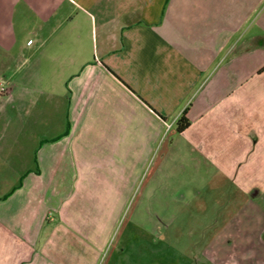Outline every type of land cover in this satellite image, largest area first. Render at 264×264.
Returning <instances> with one entry per match:
<instances>
[{
    "label": "crops",
    "instance_id": "obj_1",
    "mask_svg": "<svg viewBox=\"0 0 264 264\" xmlns=\"http://www.w3.org/2000/svg\"><path fill=\"white\" fill-rule=\"evenodd\" d=\"M0 87V264H264V0H0ZM211 161L220 228L168 245L165 163Z\"/></svg>",
    "mask_w": 264,
    "mask_h": 264
},
{
    "label": "rangeland",
    "instance_id": "obj_2",
    "mask_svg": "<svg viewBox=\"0 0 264 264\" xmlns=\"http://www.w3.org/2000/svg\"><path fill=\"white\" fill-rule=\"evenodd\" d=\"M8 91L7 87H0V95H6L4 91ZM261 111L264 113V105H261ZM218 142V141H217ZM248 146L249 143L248 142ZM243 142L242 148H251L248 147ZM241 147V146H240ZM232 149V147H231ZM213 150H215V145L213 147ZM174 158V156H171ZM188 159L187 155H183L182 160L186 161ZM218 163V162H217ZM217 163H214V161H211L210 165L206 164V167H196L195 171L193 169H190L189 167H181L178 165H174L173 162L165 163L164 170L162 173V177L160 178L163 185L167 187L168 189H164L163 197L166 198L168 190H176L179 185L187 183V185L194 184L196 193L201 194L203 196L201 199L198 200L197 203L191 204L189 208L186 209L184 203L178 204V205H172V203H169L165 205V209H160L159 206L155 205V211L158 213L159 216L167 217L168 214L180 211L181 214L180 218L181 220L177 221V226L172 228V233L170 235H165L164 238L167 241V244H178V248H188L189 243H191V240L198 241L202 239V236L204 233H206L207 236L213 235L216 233V231L220 228V221L217 220V218H211L213 215L219 214V211L223 207V201L226 200L225 191H229V195L232 192V194H235L236 187L234 184H236L237 175H235L236 171H232L227 173L225 176L223 172H217L219 169V165ZM6 175V173L4 174ZM232 176V178H230ZM234 176H236L234 178ZM235 182V183H234ZM6 190V188L4 189ZM2 192V189H0V194ZM218 192V193H217ZM170 193V192H168ZM192 196V195H191ZM167 207V208H166ZM188 216L193 217L195 216V220H191L188 218ZM206 217V218H205ZM187 218V219H186ZM205 218V219H204ZM161 223L166 224L169 222L168 220H162L160 219ZM124 222V221H123ZM170 223V222H169ZM124 223H121V226ZM180 227V231H179ZM170 230V231H171ZM192 231L191 237L189 238L185 234ZM179 232H181V236H179ZM178 235V242L177 236ZM193 235V236H192ZM171 238H170V237ZM174 240V241H173ZM172 241L174 243H172ZM167 261L172 260L174 257V253L168 252L165 254ZM151 258H148V264H151Z\"/></svg>",
    "mask_w": 264,
    "mask_h": 264
},
{
    "label": "trees",
    "instance_id": "obj_3",
    "mask_svg": "<svg viewBox=\"0 0 264 264\" xmlns=\"http://www.w3.org/2000/svg\"><path fill=\"white\" fill-rule=\"evenodd\" d=\"M190 125V121L187 119V113H185L178 122L177 131L183 133L190 127Z\"/></svg>",
    "mask_w": 264,
    "mask_h": 264
},
{
    "label": "built area",
    "instance_id": "obj_4",
    "mask_svg": "<svg viewBox=\"0 0 264 264\" xmlns=\"http://www.w3.org/2000/svg\"><path fill=\"white\" fill-rule=\"evenodd\" d=\"M4 92H5V93H7V91H6V90H5Z\"/></svg>",
    "mask_w": 264,
    "mask_h": 264
}]
</instances>
